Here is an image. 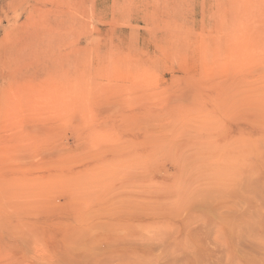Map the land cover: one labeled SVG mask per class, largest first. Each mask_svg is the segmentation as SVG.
Returning <instances> with one entry per match:
<instances>
[{
	"label": "rangeland",
	"instance_id": "1",
	"mask_svg": "<svg viewBox=\"0 0 264 264\" xmlns=\"http://www.w3.org/2000/svg\"><path fill=\"white\" fill-rule=\"evenodd\" d=\"M6 89L22 264H264V0H0Z\"/></svg>",
	"mask_w": 264,
	"mask_h": 264
},
{
	"label": "bare ground",
	"instance_id": "2",
	"mask_svg": "<svg viewBox=\"0 0 264 264\" xmlns=\"http://www.w3.org/2000/svg\"><path fill=\"white\" fill-rule=\"evenodd\" d=\"M31 70V69H30ZM11 71V70H10ZM9 71L10 75L11 72ZM25 72V71H24ZM20 74V72H18ZM26 73V72H25ZM23 74V73H22ZM22 74H21V78H22ZM7 75V73H6ZM25 76V74H23ZM4 76V74H3ZM13 76V75H12ZM16 76V75H15ZM20 76V75H18ZM31 76V75H29ZM28 76V77H29ZM5 77L4 76V80H5ZM17 77V76H16ZM27 76H25L26 80L28 78ZM33 77V76H32ZM31 77V78H32ZM3 79V78H2ZM10 79V80H9ZM19 80H22L20 78H18ZM17 79V80H18ZM34 79V78H33ZM6 81V80H5ZM4 81V82H5ZM16 81V80H15ZM25 81V80H24ZM30 81V80H29ZM22 82V81H20ZM33 82V81H32ZM31 82V84H32ZM7 85L10 86L12 85V78L11 76L8 78V81L6 82ZM15 83V82H14ZM13 83V85H14ZM26 85L28 83L25 82ZM1 84H2V81H1ZM16 84V83H15ZM19 84V83H18ZM31 84H28L29 87H33L31 86ZM7 86V87H8ZM16 86V85H15ZM3 87V86H2ZM17 87V86H16ZM22 87H23V84H22ZM26 87V86H25ZM8 88V89H9ZM15 88V87H14ZM27 88V87H26ZM25 88V89H26ZM11 89V88H10ZM18 89H19V86H18ZM32 89V88H31ZM30 89V91H31ZM16 90V89H15ZM14 90V91H15ZM22 90V89H21ZM4 91V90H2ZM7 89L4 91V95L1 94V103H2V106H6V109L7 107L10 108H15L16 107V104L18 106V103L19 101H23L22 98V95H21V98H20V94L16 93L13 91L10 92L7 91ZM18 91V90H17ZM16 91V92H17ZM33 93V92H32ZM22 94V93H21ZM29 96V95H28ZM32 96V94L30 95ZM15 97H19V98H15ZM21 99V100H20ZM25 99H26V95H25ZM28 99V97H27ZM18 101V103H16ZM27 101V100H26ZM33 101V100H32ZM21 103V102H20ZM25 103V100L24 102ZM30 104V103H29ZM28 105V104H27ZM1 106V105H0ZM20 106H22L20 104ZM19 107V106H18ZM24 108V107H23ZM1 109V108H0ZM1 111V110H0ZM4 111V110H3ZM16 121V120H15ZM18 122V121H17ZM4 138V137H3ZM2 144V143H1ZM4 153V152H3ZM7 154V153H6ZM3 156V155H2ZM10 158V157H9ZM195 162V161H194ZM190 164V163H189ZM200 170V168H199ZM198 170V171H199ZM237 172V171H236ZM229 174V173H228ZM2 175V174H1ZM233 175V174H232ZM4 179V178H3ZM247 186V185H246ZM207 188V187H206ZM30 189V188H29ZM211 190V188H210ZM21 196V192L19 191V187H18V183L13 180V179H10L8 181H5V180H0V264H22L21 263V260H23V258H20V257H23V256H20L19 255V252H22L21 250H19V247H22V242L25 243V236H29L28 233L31 230L30 228H33V223H31L30 221H27V222H24V223H20L19 222V218H18V211L22 210L20 208V202L18 203V198L20 199V196ZM30 215V214H29ZM23 216V215H22ZM20 217V216H19ZM24 229V231H27L28 233L22 231ZM22 229V230H21ZM29 230V231H28ZM33 234V233H32ZM31 234V236H32ZM34 236V235H33ZM32 236V237H33ZM31 237V240H34V237L32 239ZM30 239V237H29ZM30 240V241H31ZM35 242V241H31V244ZM28 242L26 241L25 244H27ZM176 244V243H175ZM29 247L30 245L27 244ZM33 245V244H32ZM24 246V245H23ZM28 246L26 248H28ZM25 246L23 249H26ZM29 250L26 251V253H28ZM25 252V251H24ZM90 253V252H89ZM88 254V253H87ZM23 255V254H22ZM31 256V255H29ZM89 256V255H88ZM70 258V257H69ZM96 257H94L95 259ZM98 258V257H97ZM76 261V260H75ZM74 262V261H73ZM77 263V262H75ZM33 264V263H31Z\"/></svg>",
	"mask_w": 264,
	"mask_h": 264
}]
</instances>
